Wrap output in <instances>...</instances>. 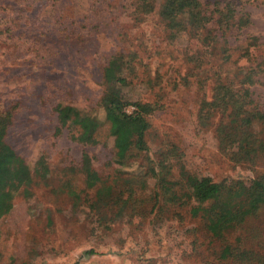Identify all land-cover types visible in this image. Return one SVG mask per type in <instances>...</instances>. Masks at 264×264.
Instances as JSON below:
<instances>
[{"label": "rangeland", "instance_id": "rangeland-1", "mask_svg": "<svg viewBox=\"0 0 264 264\" xmlns=\"http://www.w3.org/2000/svg\"><path fill=\"white\" fill-rule=\"evenodd\" d=\"M226 1L249 23L227 35L230 60L221 69V42L211 49L185 32L171 39L153 13L135 22L131 0H0V114H11L5 141L31 175L27 194L16 191L0 220V264H264V207L214 238L187 204H153L156 182L140 169L147 156L168 154L175 182L181 167L246 187L264 176V153L243 158L245 142L225 153L219 116L206 113L216 75L232 78L246 67L256 73L247 112L264 115V0ZM116 54L129 63L128 101L153 108L147 150L134 152L127 168L116 164L106 124L95 132L98 143L84 146L74 138L80 126L60 128L57 114L74 107L88 118L84 124L91 116L103 122L102 71ZM249 133L257 147L264 123L252 121ZM89 165L99 183L113 186V202L103 209L111 224L81 202L95 193ZM176 191L187 201L185 189ZM133 197L142 203L132 213L121 202Z\"/></svg>", "mask_w": 264, "mask_h": 264}, {"label": "trees", "instance_id": "trees-1", "mask_svg": "<svg viewBox=\"0 0 264 264\" xmlns=\"http://www.w3.org/2000/svg\"><path fill=\"white\" fill-rule=\"evenodd\" d=\"M206 1L204 3L201 0H131L132 19L142 23L146 16L153 13L171 39L185 32L190 38L208 44L211 49L216 48L218 41L221 42L218 55L222 57L220 58L222 69L230 60L229 55H226L227 35L234 29L243 28L249 21L246 15L237 12L230 1ZM209 6L212 7L211 10ZM128 66L126 56L116 54L110 57L102 71L103 94L99 107L103 112V122L91 116L89 124H84L88 118H83L82 112L74 107H60L57 111L60 128H65L68 121L71 122V126H80L81 130L74 138L84 146L96 145L98 142L95 132L100 125L106 124L108 133L114 140L116 164L121 168L129 167L128 160L134 152L147 150L145 135L149 129L148 116L153 112L150 105L130 102L126 98L124 89L128 85L126 75ZM244 68L246 67L236 69L239 71L232 78L223 77L221 73L216 75L214 99L209 103L210 111L206 110L209 116H219L217 132L220 149L226 153L235 145L245 142L248 150L242 147L243 158L257 152L264 153V142L259 143L257 147L248 143L251 122L255 120L264 123V115L247 112L246 108L250 104L249 88L255 83L256 73L252 69L243 71ZM239 75L241 76L238 77ZM129 106L134 109L126 111ZM10 121V113L0 114V220L12 209L16 191L23 189L27 194L26 189L31 184L28 166L5 141ZM121 148H124L125 152L119 157L118 152ZM140 169L143 178L154 179L156 182L153 204H157L159 200H163L168 206L187 204L191 217L204 220L206 229L214 238H224L226 233L264 207V196L258 193V190L264 189V176L260 180H254L250 187H246L240 182L216 183L210 177L189 174L181 167L178 175L180 181L175 182L171 178L168 154L157 161L147 156ZM89 170L90 185L95 187V193L89 201L82 199L81 202L91 213L105 220L103 209L113 202V186L99 183L100 179L90 165ZM181 187L187 191L188 195L185 196L187 201L176 191ZM262 192L264 193V190ZM71 196L73 200L79 198L73 193ZM138 203L141 205L142 201L133 197L130 203L132 206L127 200L121 202V207L128 206L133 213L139 210ZM105 221L111 222L109 219ZM224 253H230L229 247L226 246Z\"/></svg>", "mask_w": 264, "mask_h": 264}]
</instances>
